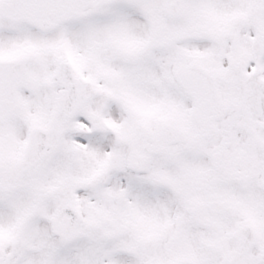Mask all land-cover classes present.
Instances as JSON below:
<instances>
[{
	"label": "snow or ice",
	"instance_id": "1",
	"mask_svg": "<svg viewBox=\"0 0 264 264\" xmlns=\"http://www.w3.org/2000/svg\"><path fill=\"white\" fill-rule=\"evenodd\" d=\"M0 264H264V0H0Z\"/></svg>",
	"mask_w": 264,
	"mask_h": 264
}]
</instances>
